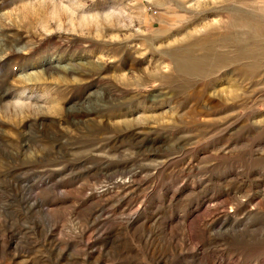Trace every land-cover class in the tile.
<instances>
[{
    "label": "rangeland",
    "instance_id": "374dc122",
    "mask_svg": "<svg viewBox=\"0 0 264 264\" xmlns=\"http://www.w3.org/2000/svg\"><path fill=\"white\" fill-rule=\"evenodd\" d=\"M0 264H264V0H0Z\"/></svg>",
    "mask_w": 264,
    "mask_h": 264
}]
</instances>
